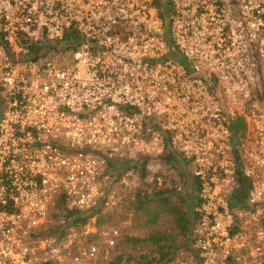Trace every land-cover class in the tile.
<instances>
[{
  "label": "built area",
  "instance_id": "2783aa9c",
  "mask_svg": "<svg viewBox=\"0 0 264 264\" xmlns=\"http://www.w3.org/2000/svg\"><path fill=\"white\" fill-rule=\"evenodd\" d=\"M183 182L169 264H264V0H0V264H106Z\"/></svg>",
  "mask_w": 264,
  "mask_h": 264
},
{
  "label": "trees",
  "instance_id": "16d2710c",
  "mask_svg": "<svg viewBox=\"0 0 264 264\" xmlns=\"http://www.w3.org/2000/svg\"><path fill=\"white\" fill-rule=\"evenodd\" d=\"M171 158H167L168 163H171ZM194 185L196 189L197 186ZM242 185L244 192L246 182L242 181ZM191 194L192 191L186 195H177L174 189L167 188L137 199L134 209L141 213L148 224H154L160 215L166 214L172 218V227L168 232H157L148 238L131 240V243L138 245V248L142 247L146 251L149 247L153 250L134 255L121 252L106 264H169L177 257L179 251L191 252L190 230L195 221L193 212L195 204L191 207L189 203ZM68 218H71L70 221L74 226H82L88 222V217L75 214L68 215Z\"/></svg>",
  "mask_w": 264,
  "mask_h": 264
},
{
  "label": "rangeland",
  "instance_id": "374dc122",
  "mask_svg": "<svg viewBox=\"0 0 264 264\" xmlns=\"http://www.w3.org/2000/svg\"><path fill=\"white\" fill-rule=\"evenodd\" d=\"M164 166H165V172H167L168 176L171 177L173 180H178V178L182 174L184 175V179H185V177L186 178L188 177L187 171L182 170L183 169L182 166L180 164L176 163V162L174 164H166L165 163ZM187 180H188V178H187ZM184 186L186 188V184L185 183H184ZM185 188H184L185 194H189L191 190L188 189V188H186V189ZM191 197H193L192 199L195 200L193 194H191ZM135 205H136V202H133V203L126 202V203H124L121 208H119L118 210H114L112 212V214L109 217V222L108 221H106V222L109 223L110 226L116 224L113 221V216H116V220L119 219V220H122L124 222L123 224L120 223L122 227L123 226L125 227L124 229H121L123 231V233H128L129 227L126 226L125 222L127 220H132L134 222V226H135L136 222L134 221V219L136 220L137 219V215H138V214H136V211L134 209ZM98 223H100V222H98ZM162 225L163 226H165V225L167 226L166 223L165 224L163 223ZM135 228H136V230H134L132 233L136 234L135 231L138 230L139 233L137 232L138 234L136 236H139V235L146 236V234H149V232H150L148 229H144L143 225H140V224H139V226L137 225V227H135ZM123 235L119 236L118 243H117V248L114 250V252L117 249H119V250L121 249V250H123V252L128 251V247L125 246V244L128 245V243L126 241L128 237L123 236ZM121 237H124V238H121ZM135 251H137L138 253L140 252L139 250H135ZM112 256H113V250H112ZM104 262L105 261L103 259V261H101L100 264H104Z\"/></svg>",
  "mask_w": 264,
  "mask_h": 264
},
{
  "label": "crops",
  "instance_id": "0c3cea01",
  "mask_svg": "<svg viewBox=\"0 0 264 264\" xmlns=\"http://www.w3.org/2000/svg\"><path fill=\"white\" fill-rule=\"evenodd\" d=\"M192 183V182H191ZM190 185V184H189ZM190 190H192V187H190L189 188ZM191 198H193V197H190V199H189V203H190V206L192 207V205H194L195 203H194V199H191ZM135 212V211H134ZM136 214H138L137 215V219L135 220L134 219V221L136 222V224H135V226H134V222L132 221V220H127L126 222H125V224H126V226L127 227H129V231H128V233H123V231L122 230H120L121 232H120V236L121 235H123V236H126V237H128L127 238V243H128V245H126L125 244V246L126 247H128V251H125V252H129L130 254H137L138 252L137 251H135V250H139L140 252V254H143V253H146L147 252V250H153V248H149L148 247V249L145 251V249L144 248H142V247H140V248H138V245H133V243H131V240H133V239H141V237L142 238H148L150 235H152V234H154V233H164V232H168L169 231V229L172 227V218L169 216V215H166V214H162V215H160L158 218H157V220H156V222L154 223V224H152V225H150V224H148L147 222H146V219H144L143 218V216L141 215V213H138V212H136ZM113 216V215H112ZM123 219V218H122ZM113 221L116 223V225H120V223L121 224H123L124 222L122 221V220H119V219H117L116 220V216H113ZM132 222V223H131ZM167 224V226L165 225V226H163L162 224ZM139 224L140 225H143V228L144 229H148L150 232H149V234H146V236H142V235H139V236H136L139 232H138V230L137 231H135L136 232V234H133L132 232L134 231V230H136V228L135 227H137V225L139 226ZM119 228V227H118ZM125 227L123 226L121 229H124ZM138 232V233H137ZM121 238H124V237H121ZM143 251V252H142ZM182 251V250H181ZM125 253V252H123V250H119V249H117L114 253H113V257H115L117 254H119V253ZM183 252H185V251H183Z\"/></svg>",
  "mask_w": 264,
  "mask_h": 264
}]
</instances>
